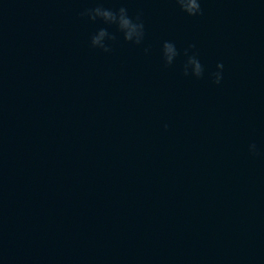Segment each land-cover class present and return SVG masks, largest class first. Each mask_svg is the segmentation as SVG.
Returning <instances> with one entry per match:
<instances>
[{"label": "water", "instance_id": "95a60500", "mask_svg": "<svg viewBox=\"0 0 264 264\" xmlns=\"http://www.w3.org/2000/svg\"><path fill=\"white\" fill-rule=\"evenodd\" d=\"M201 8L0 0V264H264V0Z\"/></svg>", "mask_w": 264, "mask_h": 264}, {"label": "clouds", "instance_id": "9594fccd", "mask_svg": "<svg viewBox=\"0 0 264 264\" xmlns=\"http://www.w3.org/2000/svg\"><path fill=\"white\" fill-rule=\"evenodd\" d=\"M176 3L180 7V10L187 13L189 16H198L203 14L201 0H176ZM81 15L88 16V18L93 21L100 19L106 24H115L118 29L124 33V39L126 41H133L135 38V43L139 44L141 42L143 37V23L139 22V17H137V22H134L127 15V10L123 7H121L118 12H113L110 9L98 6L92 9H86L83 13H81ZM106 37L108 39H115V37L111 36L106 29H100L91 37V46L94 48H101L106 52L109 51L104 44ZM190 47L195 46L190 45ZM162 53L166 65H171L174 58L178 55L174 44L170 42H165L163 44ZM184 54L188 56L184 65V75L187 76L189 74V68H191L192 75L196 78H201L204 74V68L197 56L195 54L189 56L188 49H185ZM216 67L221 71L214 72L211 75L214 77L213 83L220 84L223 79L222 69L224 65L222 63H218ZM165 128H167V125H165ZM249 150L253 155L257 154L255 144H251L249 146Z\"/></svg>", "mask_w": 264, "mask_h": 264}]
</instances>
